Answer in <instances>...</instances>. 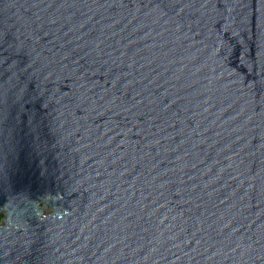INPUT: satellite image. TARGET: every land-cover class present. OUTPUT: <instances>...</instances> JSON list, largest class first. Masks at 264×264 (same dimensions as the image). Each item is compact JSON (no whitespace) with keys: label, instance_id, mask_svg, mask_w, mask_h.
I'll list each match as a JSON object with an SVG mask.
<instances>
[{"label":"water","instance_id":"obj_1","mask_svg":"<svg viewBox=\"0 0 264 264\" xmlns=\"http://www.w3.org/2000/svg\"><path fill=\"white\" fill-rule=\"evenodd\" d=\"M0 216V264H264V0H0Z\"/></svg>","mask_w":264,"mask_h":264},{"label":"rangeland","instance_id":"obj_2","mask_svg":"<svg viewBox=\"0 0 264 264\" xmlns=\"http://www.w3.org/2000/svg\"><path fill=\"white\" fill-rule=\"evenodd\" d=\"M50 213V211L49 210H46V214H49Z\"/></svg>","mask_w":264,"mask_h":264},{"label":"trees","instance_id":"obj_3","mask_svg":"<svg viewBox=\"0 0 264 264\" xmlns=\"http://www.w3.org/2000/svg\"><path fill=\"white\" fill-rule=\"evenodd\" d=\"M2 218H3V217H2V216H0V222L2 221Z\"/></svg>","mask_w":264,"mask_h":264}]
</instances>
